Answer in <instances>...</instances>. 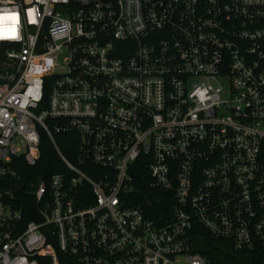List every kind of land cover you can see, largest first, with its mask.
Wrapping results in <instances>:
<instances>
[{"label": "built area", "instance_id": "built-area-1", "mask_svg": "<svg viewBox=\"0 0 264 264\" xmlns=\"http://www.w3.org/2000/svg\"><path fill=\"white\" fill-rule=\"evenodd\" d=\"M195 228L264 264V0H0V264H210Z\"/></svg>", "mask_w": 264, "mask_h": 264}, {"label": "trees", "instance_id": "trees-1", "mask_svg": "<svg viewBox=\"0 0 264 264\" xmlns=\"http://www.w3.org/2000/svg\"><path fill=\"white\" fill-rule=\"evenodd\" d=\"M47 92H44L42 103H46ZM57 143L63 152L74 149L76 144V135L72 133L58 134L55 136ZM71 144H73L72 147ZM18 173L22 181L30 179L33 183L38 177L48 181L49 177L58 172L64 171V166L60 162L57 153L44 132H40V156L35 166L29 167L21 161L18 166ZM147 180L144 185L138 189V200L133 205H140L145 208L160 223V216L164 209H168L165 203V196L161 191L154 190L147 186ZM139 186V183H138ZM26 190L22 191L21 199L15 208L21 211L24 222L29 220L39 221L36 215V201L33 198L32 191L34 187L25 184ZM159 219V220H158ZM162 224V223H161ZM192 251L204 255L210 264H262L261 255L255 253H237L233 250L232 245L224 240L216 239L203 229L195 228L192 237ZM46 257L40 258V264H46Z\"/></svg>", "mask_w": 264, "mask_h": 264}, {"label": "rangeland", "instance_id": "rangeland-1", "mask_svg": "<svg viewBox=\"0 0 264 264\" xmlns=\"http://www.w3.org/2000/svg\"><path fill=\"white\" fill-rule=\"evenodd\" d=\"M64 58H65V55H62L61 57H59V62H60L59 68H58L59 70L63 69L62 68V62H63ZM45 107H46L45 103H40L39 104V110H44Z\"/></svg>", "mask_w": 264, "mask_h": 264}]
</instances>
